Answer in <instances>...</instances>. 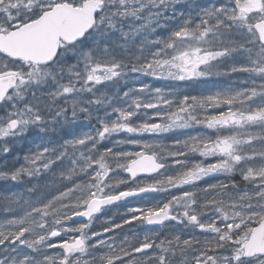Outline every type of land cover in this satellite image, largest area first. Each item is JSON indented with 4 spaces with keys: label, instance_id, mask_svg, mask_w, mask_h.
I'll list each match as a JSON object with an SVG mask.
<instances>
[{
    "label": "snow or ice",
    "instance_id": "snow-or-ice-1",
    "mask_svg": "<svg viewBox=\"0 0 264 264\" xmlns=\"http://www.w3.org/2000/svg\"><path fill=\"white\" fill-rule=\"evenodd\" d=\"M0 264H264V0H0Z\"/></svg>",
    "mask_w": 264,
    "mask_h": 264
},
{
    "label": "rangeland",
    "instance_id": "rangeland-1",
    "mask_svg": "<svg viewBox=\"0 0 264 264\" xmlns=\"http://www.w3.org/2000/svg\"><path fill=\"white\" fill-rule=\"evenodd\" d=\"M146 82L152 83L154 87H164L165 86V82H155V81H152L150 78H148ZM181 87H185V85L181 84ZM205 87H209V85H192L188 87V90L191 91L193 94H197L199 91H201Z\"/></svg>",
    "mask_w": 264,
    "mask_h": 264
},
{
    "label": "trees",
    "instance_id": "trees-1",
    "mask_svg": "<svg viewBox=\"0 0 264 264\" xmlns=\"http://www.w3.org/2000/svg\"><path fill=\"white\" fill-rule=\"evenodd\" d=\"M16 190H22V189H16ZM97 227H99V224L97 225ZM56 250L53 249L52 252H55Z\"/></svg>",
    "mask_w": 264,
    "mask_h": 264
}]
</instances>
